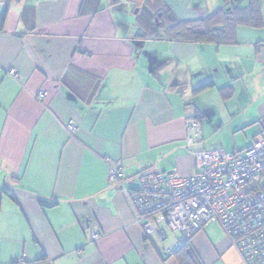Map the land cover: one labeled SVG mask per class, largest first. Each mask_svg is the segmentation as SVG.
I'll return each instance as SVG.
<instances>
[{
  "label": "crops",
  "instance_id": "0c3cea01",
  "mask_svg": "<svg viewBox=\"0 0 264 264\" xmlns=\"http://www.w3.org/2000/svg\"><path fill=\"white\" fill-rule=\"evenodd\" d=\"M225 4L0 0V264H179L145 238L129 193L146 170L195 171L186 119L200 123L194 150L264 135V0L263 25H239L229 44L175 41L164 18H139L164 7L196 20ZM188 249L199 264H244L216 221Z\"/></svg>",
  "mask_w": 264,
  "mask_h": 264
},
{
  "label": "built area",
  "instance_id": "2783aa9c",
  "mask_svg": "<svg viewBox=\"0 0 264 264\" xmlns=\"http://www.w3.org/2000/svg\"><path fill=\"white\" fill-rule=\"evenodd\" d=\"M8 74L19 79L14 68ZM45 96L42 89L37 100ZM66 129L72 134L75 123L68 121ZM185 131L195 171L187 176L155 169L141 172L137 187L129 193L135 222L146 239L157 240L165 258L190 241L205 223L216 221L244 264H264V135L259 133L247 147L227 152L192 149L201 139L198 120L186 119ZM106 161L109 182L121 184L127 179L121 167ZM99 234L94 229L90 237L96 240ZM17 262H23V257Z\"/></svg>",
  "mask_w": 264,
  "mask_h": 264
},
{
  "label": "trees",
  "instance_id": "16d2710c",
  "mask_svg": "<svg viewBox=\"0 0 264 264\" xmlns=\"http://www.w3.org/2000/svg\"><path fill=\"white\" fill-rule=\"evenodd\" d=\"M223 1L226 3L223 8L216 9L202 19L177 20L170 10H164L165 8L162 7L157 8L154 13L143 12V9L139 22L141 25L148 24L150 26L156 24V19L163 20L162 18H164L167 24L165 33L170 39L192 43L212 42L218 45L234 43L236 29L239 25L253 27L263 25L260 0ZM6 11L7 7L4 9V15ZM150 33L148 36L155 35ZM188 248L189 241L183 242L172 256H177L179 264H199Z\"/></svg>",
  "mask_w": 264,
  "mask_h": 264
}]
</instances>
